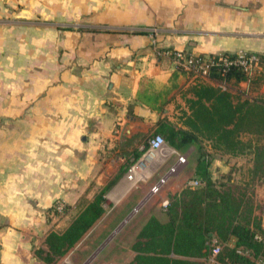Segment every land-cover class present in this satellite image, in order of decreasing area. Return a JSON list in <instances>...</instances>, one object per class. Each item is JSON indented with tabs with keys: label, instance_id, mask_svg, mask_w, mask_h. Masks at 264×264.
I'll use <instances>...</instances> for the list:
<instances>
[{
	"label": "crops",
	"instance_id": "crops-1",
	"mask_svg": "<svg viewBox=\"0 0 264 264\" xmlns=\"http://www.w3.org/2000/svg\"><path fill=\"white\" fill-rule=\"evenodd\" d=\"M165 49L264 54V0H0V264H44L34 250H48L46 235L100 192L104 213L76 246L103 220L104 230L119 227L118 264H134L141 228L153 215L166 221L170 199L199 185L189 182L201 181L204 157L264 227V175H253V150L220 153L207 141L140 148L160 119L180 124L196 81ZM229 84L248 89L245 80ZM140 91L157 100L138 99ZM247 94L264 96V77ZM203 148L212 155H194ZM179 154L185 163L152 192ZM136 160L133 180L126 171Z\"/></svg>",
	"mask_w": 264,
	"mask_h": 264
},
{
	"label": "trees",
	"instance_id": "trees-1",
	"mask_svg": "<svg viewBox=\"0 0 264 264\" xmlns=\"http://www.w3.org/2000/svg\"><path fill=\"white\" fill-rule=\"evenodd\" d=\"M259 54L264 60V55ZM263 77L261 70L248 76L237 66L230 67L224 74L212 69L210 78L226 83V87L196 80L187 88L192 96L186 97L188 109L179 117L180 124L162 118L156 133L162 134L176 149L203 141L220 153L239 154L251 149L253 175L260 178L264 175V146L260 145L264 137V96L248 95L247 91L260 84ZM241 80L246 81L248 89L232 92L229 83ZM138 99L149 102L157 100V95L140 91ZM157 108L161 109L162 103ZM196 173L202 183L185 186L168 203L166 221L153 215L143 225L133 245L137 251L134 264H198L196 259L208 253V239L212 235L231 243L224 246L221 257L248 261L237 252L238 247L254 256H264V227L258 214L252 215L244 193H235L227 181H216L205 157ZM104 200L100 192L89 202L80 201L69 224L61 231L51 230L46 235L45 255L41 248L34 250L35 255L50 262L55 255H63L74 247L102 217Z\"/></svg>",
	"mask_w": 264,
	"mask_h": 264
},
{
	"label": "built area",
	"instance_id": "built-area-1",
	"mask_svg": "<svg viewBox=\"0 0 264 264\" xmlns=\"http://www.w3.org/2000/svg\"><path fill=\"white\" fill-rule=\"evenodd\" d=\"M162 52L170 55L175 61L176 65L189 71L192 78L195 80L211 79L210 72L212 69H216L220 74H224L227 69L232 66L241 68L248 76H251L254 72L261 70L264 63L261 55L254 51L239 50L234 56L225 52L215 53L211 55H202L192 50L187 49H165ZM218 85L222 88L226 87V83L218 82ZM166 140L162 134L156 133L146 144L141 145V149L144 153L148 151H156L160 149ZM186 157L184 154H179L177 162L170 166L167 173L161 176L157 182L151 186L152 192H157L160 186L166 181L169 174L174 173L180 165L185 163ZM142 166L141 160L132 161L126 171V176L130 179H136L138 172ZM200 180L195 178L189 183L193 185L200 184ZM55 210L63 212L65 210V203L57 200L55 202ZM163 205H167V200L163 201ZM226 243L221 241L217 236L212 235L208 239V253L204 257L206 264H264V256L252 255L248 250L238 247L237 252L246 256L248 261L245 260H232L228 256L221 257L222 250Z\"/></svg>",
	"mask_w": 264,
	"mask_h": 264
},
{
	"label": "rangeland",
	"instance_id": "rangeland-1",
	"mask_svg": "<svg viewBox=\"0 0 264 264\" xmlns=\"http://www.w3.org/2000/svg\"><path fill=\"white\" fill-rule=\"evenodd\" d=\"M260 143L264 146V137L260 140ZM194 153V155L198 156H200L201 154H205L207 156L212 155V153L207 151L205 148L200 150L195 149ZM191 170L192 167L190 165L189 171ZM230 186L232 187V185ZM161 195L162 194H156L154 197V201L160 202ZM67 212L70 213V211ZM103 223V220H101L98 225L92 230L89 236L85 237V239L79 246L75 245L63 255H55L52 261L44 262V264H118L119 244H121V241H123V239L121 240L120 238V232H118L119 227H113L111 231L104 230ZM43 251L44 252L42 254L45 255V252L47 250L43 249ZM196 261L198 262V264H204V261L201 258H197Z\"/></svg>",
	"mask_w": 264,
	"mask_h": 264
}]
</instances>
